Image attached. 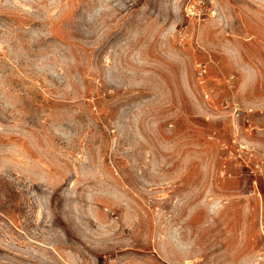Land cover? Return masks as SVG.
<instances>
[{
	"label": "rangeland",
	"instance_id": "1",
	"mask_svg": "<svg viewBox=\"0 0 264 264\" xmlns=\"http://www.w3.org/2000/svg\"><path fill=\"white\" fill-rule=\"evenodd\" d=\"M0 264H264V0H0Z\"/></svg>",
	"mask_w": 264,
	"mask_h": 264
}]
</instances>
